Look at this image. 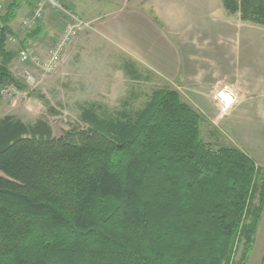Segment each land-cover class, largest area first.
<instances>
[{"label": "trees", "instance_id": "1", "mask_svg": "<svg viewBox=\"0 0 264 264\" xmlns=\"http://www.w3.org/2000/svg\"><path fill=\"white\" fill-rule=\"evenodd\" d=\"M25 5L0 11V88H22L8 41ZM222 5L264 25V0ZM41 31L25 32L22 47ZM79 121L55 136L43 118H0V264H246L264 168L204 140L202 115L176 89L111 118L83 110Z\"/></svg>", "mask_w": 264, "mask_h": 264}, {"label": "rangeland", "instance_id": "2", "mask_svg": "<svg viewBox=\"0 0 264 264\" xmlns=\"http://www.w3.org/2000/svg\"><path fill=\"white\" fill-rule=\"evenodd\" d=\"M62 1L88 22V26L63 45L57 64L52 71L45 72L43 63L53 44L64 35L65 23L50 12L55 18L51 27H48L45 15L40 26L43 29L41 33L27 40L22 47L20 41L26 31L21 29L19 21L25 15H17L12 25L17 36L9 38L8 47L17 54L10 69L22 88L16 84H5L0 88V118L14 115L27 123L43 118L49 122L55 136L79 123L82 125L79 115L83 110L90 109L103 118H111L121 111L141 109L155 89L166 87L177 90L178 85L159 79L110 39L105 30L109 21L122 22L124 32H127L132 13L138 10L148 14L167 31L179 26H195L210 36L230 35L237 25H254V22L242 20L239 13H228V16L218 18L217 11L223 7L222 0ZM255 25L264 28V25ZM27 45L33 47L39 56L36 65L20 60ZM131 60L136 62V66L128 64ZM185 85L189 86L188 83ZM187 91L182 99L190 103L193 97ZM201 104L206 112L201 124L204 140L214 146L239 149V143L250 146L252 153L256 150L251 146L256 143V138H262L263 129H254L237 108L222 116L214 125L206 118L209 115L215 117L216 110L207 101L202 103L201 100ZM246 264H264V222L260 223Z\"/></svg>", "mask_w": 264, "mask_h": 264}, {"label": "crops", "instance_id": "3", "mask_svg": "<svg viewBox=\"0 0 264 264\" xmlns=\"http://www.w3.org/2000/svg\"><path fill=\"white\" fill-rule=\"evenodd\" d=\"M31 10L32 5L22 6L19 16L29 15ZM217 14L220 19L228 16L223 7ZM46 16L50 28L55 18L49 11ZM132 16L127 32H124L122 22L117 20L109 21L105 26L110 39L130 58L159 79L178 85L181 97L188 90L193 99L187 103L202 116L206 112L202 109L201 100L202 103H210L217 114L206 119L214 125L222 117L218 115L215 92L223 87L231 88L236 101L228 113L237 108L254 129L264 130V28L255 23L237 25L233 30L236 34L210 36L195 26H179L167 31L148 14L138 10L133 11ZM238 145L258 166L264 168V135L256 138V143L251 146L256 149L253 153L250 146Z\"/></svg>", "mask_w": 264, "mask_h": 264}, {"label": "built area", "instance_id": "4", "mask_svg": "<svg viewBox=\"0 0 264 264\" xmlns=\"http://www.w3.org/2000/svg\"><path fill=\"white\" fill-rule=\"evenodd\" d=\"M7 0H0V11L5 7ZM32 11L29 15L21 18L20 27L27 31L33 30L41 26V23L47 13L52 12L60 19H63L65 23L64 35L56 40L53 47L48 53L47 60L43 63L45 72L52 71L57 64L63 45L69 41L72 37L77 35L79 31L88 26L81 16L73 11V9L66 6L62 0H31ZM39 56L35 54L33 47L27 45L25 52L20 56V60L31 61L38 63ZM15 91L14 88H11ZM6 90V89H4ZM217 107L219 109V116L226 115L236 101L234 91L229 87H223L216 91L215 97Z\"/></svg>", "mask_w": 264, "mask_h": 264}]
</instances>
